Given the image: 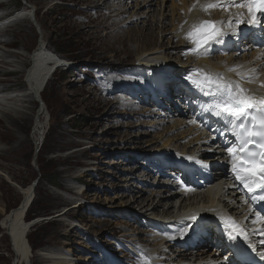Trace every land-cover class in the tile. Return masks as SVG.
I'll use <instances>...</instances> for the list:
<instances>
[{"label": "rangeland", "instance_id": "374dc122", "mask_svg": "<svg viewBox=\"0 0 264 264\" xmlns=\"http://www.w3.org/2000/svg\"><path fill=\"white\" fill-rule=\"evenodd\" d=\"M143 1L111 2L114 9L121 8V2L129 4L130 8L122 10L123 18H119L118 11L110 14L112 9L103 8L101 0L96 4L91 0H88L91 4L83 0H0V55L3 54L0 57V102H4V107H0V264H105L106 260L109 264H130L135 258L143 264H155L154 260L143 257L142 249L152 251L140 238L149 236L151 241L153 237L161 238L162 227L150 222L155 214H145L143 205L132 204L131 192L143 198H155L156 203L160 199L154 197L155 193L164 190L166 185L184 192L180 176L168 172V166L157 162L155 155L166 151L168 146L164 144L174 137L185 145L189 141L185 136L187 130L174 129L175 119L178 116L193 119L184 105L179 107L186 114L173 110L171 114L177 116L171 117L172 103L166 102L169 109L161 108L154 101L150 103L144 94L138 95L133 91L136 87L132 90V86L149 80L150 71L138 70L153 48H164L153 55L166 61L167 66L162 68L174 65L180 68L181 64L194 63L188 60L187 51L183 54L182 44L175 34L179 17L184 15L179 0H156L155 7L145 14L151 16L147 21L153 20L154 26H150L154 30L143 26L145 19L132 18L136 11L146 10L134 8ZM191 1L187 0V4ZM159 3H163L162 16L165 17L159 16ZM217 8L209 12L221 18L224 11ZM19 13H23V17L14 19ZM157 20L160 24L156 26ZM111 22L118 23L119 26H114L118 29L104 42ZM183 23L184 20L180 24ZM128 30L132 40L126 42L124 35H128L125 33ZM148 34L154 37V45L139 44ZM251 39H245L248 44H234L232 52L236 56L239 51L238 60L249 58L254 52L256 45L248 46ZM42 43L66 60L68 66L56 70L45 89L33 99L28 97L30 90L25 71L29 68V57ZM171 48L180 51L171 52ZM258 48L264 50V44ZM220 56L227 55L213 54V58ZM180 76L181 73L177 75ZM111 78L116 85L124 87L115 89L114 96L110 90ZM150 83L149 80L153 89ZM118 96L124 98L120 101ZM41 107L44 129L42 140L37 142L33 126ZM5 112L20 121L28 118L23 130L9 125ZM160 121H166V125L153 126ZM170 127L172 129H168ZM167 129L170 136L164 132ZM206 134L210 137V131ZM208 146H214L212 153L220 150L215 142ZM67 159V163L60 161ZM132 170H136L134 177ZM148 174L152 175L143 181V176L148 177ZM159 181H164L165 185ZM227 183L229 181H223L220 185L224 188ZM29 186L35 190L24 218L37 223L25 237L27 259L20 261L13 237L2 226L1 219L20 206L21 189ZM208 188L209 185L200 187L199 193H206ZM177 199L161 200L160 212L177 206L173 208V215L170 214L176 218L180 203ZM217 205L228 217L246 223L229 214L222 204ZM132 238L138 245L132 244Z\"/></svg>", "mask_w": 264, "mask_h": 264}, {"label": "bare ground", "instance_id": "6f19581e", "mask_svg": "<svg viewBox=\"0 0 264 264\" xmlns=\"http://www.w3.org/2000/svg\"><path fill=\"white\" fill-rule=\"evenodd\" d=\"M83 1H85L86 3H89L88 0H83ZM99 1L100 0H91V3L96 4ZM101 1H104L102 3L103 8L108 7L110 9H112L110 14L114 13L115 11H118L117 15H119V18H123V16H121V14L124 13V12H122V10L130 8L128 3L124 4L123 2H121V4H120L121 8L114 9L111 6V2H113L114 0H101ZM179 2L181 3V11H184V15L179 17V24H178L179 26L176 27V33L175 34H176V37H178L180 39V42L182 44L180 48L183 49V54L185 51H187L185 54L187 56H189V57H187L188 60L192 61V63H194V64H192L191 66H187L190 63L189 62L188 64H185V65L181 64L180 68L175 67L176 65L171 66L170 67L171 69L169 67L162 68V66H167L166 64H164V63H166V61L161 60L159 57H154L153 55L156 54V52L163 50L164 48L161 47L162 49L159 48L158 50L153 48L150 51L151 55H149V57H147V59L145 58L146 60H143L142 65L139 66L138 72H140L142 70H143V72H146V71L151 72V76L148 77V75H146L145 77H148L149 80L151 81V83L152 82L155 83L158 87V89H157L158 91L154 92V98L155 97L157 98V95H155V94H160L159 93V87H161L160 84L163 86V81L167 80V77L166 78L164 77L165 73L167 71L174 70V72L182 73L184 75V74L191 72L194 69V66H196V69L205 70V73H225L228 77H230L232 79H237L236 73L235 72H228L227 69L234 66V65H242L243 68L241 69V71H246V70H249L252 68H257L260 70V75H259L258 80L254 83H251V84L246 83L244 86L251 88V89H254V90H256V92L257 91L262 92L264 95V88L259 87L260 83L264 82V59H261V57H264V50H261L262 48L259 49L258 46H256L253 48L254 52L252 53V55H251V53H249L251 55L249 58L242 57L241 60H238L239 58L237 57L238 56L237 53L239 51L236 53V56H234L233 52H232L234 44L242 41L243 39H244V41H246L245 39H249L250 34H252L251 35L252 39H254V40L257 39L256 44L261 45L264 42V26H257L254 28H250L247 25H241L240 26L241 31H240V35L238 38L233 37L231 34L226 35L223 38L224 39L223 43H220V44L213 43L211 45L209 53L197 55L195 53V51L193 50L194 45L189 43V41L186 39L187 34L191 30L193 24L199 23L203 19H209L210 21H217V20L218 21H227L230 18V16H231L233 23H234L235 18H236L235 14L237 12H245L246 13V9H241L242 11H239L240 9H238V8L224 9V8L218 7L219 9L224 11L222 17L220 18L219 16L213 17L211 12H209V11L206 12L203 10L204 7H206L210 3H214L215 0H192L190 2V4H187V0H179ZM91 3H89V4H91ZM156 3H158L156 0H144L143 3L141 2V4H139V5L136 3V7L131 6V7L137 8V9L138 8L139 9L142 8V10L146 9L145 11L144 10L139 11V12L136 11L133 14L132 18H140V19L143 18V19H145L143 22V26H150V24L152 26H154L152 19L147 21V18L151 17V16H148V14H147V16H145V14L149 13L151 11L152 6L156 5ZM194 4H195V7L193 8ZM160 5L161 4L159 3V13H160L159 16L161 17L162 16V10H163V3L161 6ZM190 8L192 9L191 11H190ZM22 15H23V13H19V15H15L14 19L15 18L16 19L22 18L23 17ZM162 17H165V15H163ZM107 18H110V16H108ZM93 20H95V19H93ZM130 20H132V19H130ZM183 20H184V23L180 24L183 22ZM102 21H101V23H102ZM130 23H133V22H130ZM158 24H160L159 20H157V24H155V25L157 26ZM114 26L117 27L119 25H118V23L111 22V25L108 27V30H107L108 33L104 36V39H105L104 42H106L107 39H109L111 37L113 30L118 29V28H115ZM152 26H150V29L154 30L152 28ZM224 26L228 27V25L226 23L224 24ZM70 27H71V25H70ZM159 27H160V25H159ZM99 28H101V27H99ZM223 31L229 32V31L225 30L224 28H223ZM84 32H85V30H84ZM86 32H88V31L86 30ZM130 32L131 31H129V30L125 31V33L128 34V35H124V39L127 36V39L125 40L126 42L132 40V39H130V35H129ZM138 34H140V33H138ZM143 37L144 38L142 41L139 40V44H142V46H145L144 44H147V46L150 44L154 45V43L152 42V41H154L153 40L154 37L151 34H150V36L148 34V35H144ZM131 38H133V37H131ZM244 41L242 42L243 44H248ZM135 42L137 43L136 39H135ZM249 43L250 44L248 46H251V47L254 46L252 44V41ZM44 44H46V43H42L39 46L38 51L29 57V60H28L29 61V68L27 69V71H25V73H26L25 74V78H26L25 80L27 81V84H28V87L30 90L29 91L30 94L28 93L29 94L28 97H32L33 99L37 98L38 95L41 94V92L45 89L47 84L50 82V80L53 76V73L56 70H58L59 68L68 66L66 60L59 57L53 51H50L48 48H46V45H44ZM130 45L131 44H129V46ZM178 46H179V44H178ZM139 50H140V48H139ZM174 50L180 51L179 48L173 49V50L171 48L170 51L173 52ZM241 51H242V48H241ZM251 52H252V50H251ZM213 54H221V55H227V56H224V57L220 56L218 58H213ZM1 55H3V54H1ZM1 55H0V57H1ZM180 55H182V54H180ZM177 57H178V55H177ZM25 63H27V61ZM173 74H175V73H173ZM198 75L202 76V74H198ZM142 76H143V74H142ZM196 76L197 75H195V77ZM149 80L148 81L142 80L143 81L142 84L138 85L136 83L132 86V88L136 87V89L134 91L137 92L138 95H142L144 93L145 96L147 97V96H149V90L148 89L153 90L149 86ZM172 83H173L172 80H168V85L171 86ZM177 85L178 84H176L175 87H177ZM117 88L123 89L124 87L122 86V84L116 85L115 79L111 78V89L110 90H111L112 96L116 95L114 93H115V89H117ZM186 92H188L187 94H189V96L193 95V97L199 98V101L197 102L198 103L197 112L195 113V116L192 117V119L196 120L197 123H190L191 120H189V118H182L181 116H178V119L177 120L175 119L176 123H174V127H175L174 129H186L187 134L185 133V136L187 135L189 141L185 145H181V144H179V142L175 141L176 137H174L171 139V141L167 140V141H170V143L164 144L165 147L168 146V148H165L167 150L166 151H160L156 155L158 156L160 163H162L164 160L161 157L167 158V161H170L172 159L174 153L182 155L184 157L183 160L185 161V163H187L186 166L191 168V169L201 168V164H198L195 161L188 160L187 157H189V156L195 157L196 160L203 161L204 163L217 164L216 169L211 170V173L215 174L216 178L213 179L210 183H208L210 185V188H208L206 190V193H201V192L199 193V191H196L194 188H190L193 190H189V189L185 188V191L182 192V191H179L180 188H178V187L176 188V190H173L174 188L172 186L170 187L169 185H166V186H164L165 187L164 190L161 189L160 191H157L155 193L154 197H157L160 199L159 202H157V203L155 201V198L154 199L153 198H143V197H141V195L134 194V192H131V194H132L131 202H132V204L143 205V208L145 209L144 210L145 214L150 212V214H155V216L160 215L159 217L156 216V218L154 216L153 219H150V222H152L155 226L159 225L162 228L165 227V229H167L168 226H176L178 224L181 226L187 225V224H189V222L190 223L193 222V220L189 219L192 216L200 218V220H198L199 224H201V226H204L205 227L204 229L207 231V233L209 235H212V237L207 238L205 236H202V242L203 243H199V242L194 243L193 244L194 247H191L190 239L188 237L191 235V232H192L191 229L187 233H185L186 237L182 238V239H179L177 237H171L170 235H165L161 238H156V237L152 236L154 239L152 238L153 240L151 241V239H150L151 237H149V236H148V238L147 237L143 238L140 236L141 237L140 242H142V243L145 242L144 245L148 246L150 248V250L152 251L151 253H149V252L142 249L143 257L147 260H151V259L154 260L155 264H233V262L230 259V255L227 254V256H225V257H227V259H225V257L223 255H221V253L224 254V250H225V243L224 242H222L220 245H217L214 248H209V246H207V244H206V242L215 240L216 234L212 228V222L215 221L218 225H222L223 230L221 232L222 233L225 232L224 224L219 219V217H225L224 211H223V209H220L219 205H217V204H222L223 207L225 208V210L228 211L229 214L236 215L238 217L237 218L238 220H240V219L246 220V223H243V221L242 222L239 221L240 222L239 224L243 228H245L246 231H248L249 236L252 239V242L254 244H256L258 248L262 247V245L260 244V241L262 239H264V235H260L259 231H255V230H264V223H261L262 221H258L256 224L251 223V221L255 219L254 218L255 215H254V211H253L254 205H253V202L250 200L247 191L245 192V190L242 187H234V185L237 184V182L233 181V179H232L233 177H231L229 175L230 169L228 167H226L223 172L221 171V169L219 167L220 165L222 166L224 164V162L225 163H226V161L228 162V156H227V153L225 151V147H226L225 142H226V140L231 139V137H230V134L226 135V136H221L219 134V132H217L216 135L218 137L220 135V138H219L220 144H218L217 141H215L214 139H212V137H209L206 134L208 131V128L211 127L212 125L217 126L218 129H220L221 131H224L223 126L221 124L217 123L215 117H210L208 114H205L201 111V106L206 104V103H210L211 98L203 96L195 88L193 89V91L186 90ZM60 95L62 96L63 94H61V92H60ZM257 95H261V94H257ZM118 97L120 98V101H121L123 96H118ZM158 98H160V97H158ZM148 99L150 100V103H151V101H154L151 97H148ZM42 106H43V103H42ZM130 106H132L131 103H130ZM130 106H128V107H130ZM0 107H4V102H2V101L0 102ZM181 108H183V107L181 106ZM40 111H41V113H37L38 119L35 120V124L33 126L34 135L36 138H38L37 142H40L42 140L43 129H44L43 121L41 119L42 118L41 116L44 113L43 107H41ZM174 112H177V111H174ZM5 113L7 114L5 117H8L7 121H8L9 125H11L12 127H16V129L18 131L23 130V127L27 123L28 118L26 120H24V119H22L23 118V116H22V118H21L22 121H20L16 117L10 116L7 112H5ZM171 113L172 112H170V114H169L171 117H173V114H174V116H177L176 113H173V114H171ZM182 114H184V113H182ZM24 115H26V114H24ZM164 122H166V121H160L158 123H154L153 126H155V124L157 126L158 125L159 126L166 125ZM187 126L189 128H185ZM168 129H172V127L168 128ZM168 129L165 130L164 132L166 133V135L168 134V136H170L171 133H169ZM181 132H182V130H180V133ZM162 134H163V132H162ZM163 137H164V134H163ZM164 139H166V138H164ZM213 142H215L216 145L218 144L217 147H219V148L221 147L223 150H221V149L216 150V152L214 151V153H212L213 150L211 148L214 146H212L210 148V146H208V145L213 143ZM143 152L144 151H142V153ZM213 154L215 155V157H212ZM168 159H170V160H168ZM60 161L62 163H67L68 159L67 160H60ZM218 163H219V165H218ZM212 167L215 168L214 165ZM207 171H209V170L207 169ZM132 172L133 173L131 174V176L134 177L136 170H132ZM151 175L152 174H148L147 175L148 177L143 176V181L150 178ZM165 179H167V178H165ZM228 180L231 181V182L227 183L228 188H225V187L223 188V186L220 185L221 182L228 181ZM159 183L165 185L164 181H162V182L159 181ZM228 184L233 185V186H231L232 189H230L231 187ZM205 185L206 184H204V183H202V184L199 183L198 186L204 187ZM32 187L33 186H29L25 189H21L22 194H23L22 195L23 200H22L20 206L11 212L5 213L1 219L2 226L5 228L6 231L9 232V235L11 237H13L14 244L16 245V251L19 254L20 261L22 259H24V260L27 259L26 253H25L26 251H25V247H24L26 245L25 237H26V234L28 233V231L30 230V228L33 226V225H31L32 223L25 221V218H24V216L27 212L28 205L31 204L32 199H33V193L32 192L35 189H34V187L33 188ZM220 192H221V194H220ZM174 197L178 198L177 200L180 201L179 206H178V216L176 218L172 215H173V208H176L177 206L176 207L172 206L171 210H170V208L165 209L162 212H160L161 210H159V208L162 205L161 200H164L165 198H174ZM229 197L231 198L230 201H229ZM245 199L248 200V203L244 202ZM205 203L207 205H205ZM244 208H245V210H244L245 213H243V215L241 216V212H243L242 210ZM171 213H172V215L170 216ZM65 214H67V213H65ZM150 214H149V216H150ZM186 215H188V216H186ZM164 217L165 218L171 217L170 221L169 222H166L167 220L160 221L161 218H164ZM154 236H156V235H154ZM83 237L85 238V235H83ZM123 239H125V238H123ZM144 239H146V240H144ZM130 240H131V242H134L132 244L138 245L137 241L134 240L133 238ZM215 243H217V242L214 241V244ZM212 250H214V251H212ZM57 255H60V254H57ZM123 258L127 259L125 257H123ZM128 260H129V258H128ZM130 260H132V259H130ZM103 262L105 264H106V262H107V264H109V262L107 260H106V262L105 261H103ZM131 263L132 264H143V261L135 258L132 260ZM18 264H20V262Z\"/></svg>", "mask_w": 264, "mask_h": 264}, {"label": "snow or ice", "instance_id": "6c2138e0", "mask_svg": "<svg viewBox=\"0 0 264 264\" xmlns=\"http://www.w3.org/2000/svg\"><path fill=\"white\" fill-rule=\"evenodd\" d=\"M217 7L246 9V13L237 12L234 23L230 16L227 21H200L193 24L186 39L194 45L193 50L197 55L209 53L211 45L223 43L226 35L231 34L238 38L241 25L250 28L264 26V0H215L203 10L208 12ZM225 23L229 27V32L223 31L221 27ZM242 68V65H234L227 69L228 72H235L237 79H232L225 73H203L202 76L194 78V74L203 72L201 69H193L185 79L203 96L211 98L210 103L201 106V111L215 117L217 123L224 128V131L220 129L213 131L219 132L221 136L230 134L231 139L225 142V151L233 180L237 182L234 187H242L251 195L252 201L261 203L264 202V95H257L256 90L244 86L246 83L256 82L260 70L252 68L241 71ZM259 87L264 88V82H261ZM190 123L197 121L192 120ZM187 159L206 167L203 161L196 160L195 157L189 156ZM244 202L248 203V200L245 199ZM253 211L255 219L251 221L252 224L264 221L262 215L264 209ZM189 219L195 221L197 217L192 216ZM219 219L224 224L223 236L228 243L235 245L239 238L264 260V251L257 252V246L251 243L245 228L231 216ZM190 228L191 225H187L181 231L187 233ZM255 231L264 235V230ZM260 244L264 245V239Z\"/></svg>", "mask_w": 264, "mask_h": 264}, {"label": "water", "instance_id": "95a60500", "mask_svg": "<svg viewBox=\"0 0 264 264\" xmlns=\"http://www.w3.org/2000/svg\"><path fill=\"white\" fill-rule=\"evenodd\" d=\"M37 181H38V179H37ZM37 181H36V182H37ZM36 182L33 183V186L36 185ZM29 206H30V204L28 205V208H29ZM28 208H27V209H28ZM30 223H32L31 225H35L37 222H30Z\"/></svg>", "mask_w": 264, "mask_h": 264}]
</instances>
